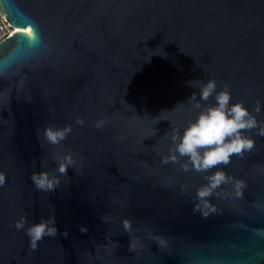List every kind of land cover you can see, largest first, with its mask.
<instances>
[{
    "label": "water",
    "instance_id": "95a60500",
    "mask_svg": "<svg viewBox=\"0 0 264 264\" xmlns=\"http://www.w3.org/2000/svg\"><path fill=\"white\" fill-rule=\"evenodd\" d=\"M0 14L14 28L0 42V264H264V136L246 130L255 146L219 165L241 194L225 184L208 203L205 173L162 159L209 78L264 121V0H0ZM69 123L60 144L45 139ZM41 168L55 190L34 186ZM53 213L56 235L32 248L15 220Z\"/></svg>",
    "mask_w": 264,
    "mask_h": 264
},
{
    "label": "clouds",
    "instance_id": "9594fccd",
    "mask_svg": "<svg viewBox=\"0 0 264 264\" xmlns=\"http://www.w3.org/2000/svg\"><path fill=\"white\" fill-rule=\"evenodd\" d=\"M27 44L29 47H36L41 41L40 33L34 32L32 28H27ZM166 55L165 53H161ZM11 65L7 58L0 59V74ZM192 83V81H189ZM199 92H193L189 97L190 102L199 109L194 118L188 120L183 128H173L170 138L173 144L169 148V153L162 157L163 161H182V168L205 173L206 182L196 189V196L204 203H208L207 197L213 195L222 185L233 183L237 190V195L241 194L243 179L227 173L221 164H228L233 154L243 155L255 146V138L248 134L246 130L256 129L257 133L264 136V121L257 119V116L250 110L242 100L232 101L230 86L225 84L218 88L215 78H209L198 85ZM199 95L200 100H196ZM214 97V102L202 104L201 101H208ZM264 101L257 100L254 106L255 112L262 110ZM79 124H84V119L77 117ZM107 121L99 118L95 121V126L103 127ZM72 132V125L63 126L46 125L43 129L45 139L51 144H60ZM55 171L66 174L69 167H74L76 160L71 152H66L63 156H56ZM31 180L37 189L44 191L55 190L60 184V176L51 173L48 169L41 168L39 171L31 173ZM6 182V175L0 171V186ZM125 227H130V221H124ZM17 229L23 228L29 238L32 248L38 247V243L45 236H55L57 226L55 214L48 217H41L39 221L28 222L27 215H22L15 220ZM81 230L86 228L81 226Z\"/></svg>",
    "mask_w": 264,
    "mask_h": 264
},
{
    "label": "built area",
    "instance_id": "2783aa9c",
    "mask_svg": "<svg viewBox=\"0 0 264 264\" xmlns=\"http://www.w3.org/2000/svg\"><path fill=\"white\" fill-rule=\"evenodd\" d=\"M13 32H14V28L5 19V17L0 14V42L9 35H11Z\"/></svg>",
    "mask_w": 264,
    "mask_h": 264
}]
</instances>
